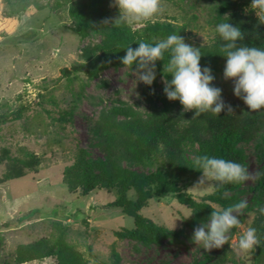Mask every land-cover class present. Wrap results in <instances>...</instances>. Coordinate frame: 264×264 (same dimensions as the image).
Masks as SVG:
<instances>
[{
	"label": "rangeland",
	"instance_id": "1",
	"mask_svg": "<svg viewBox=\"0 0 264 264\" xmlns=\"http://www.w3.org/2000/svg\"><path fill=\"white\" fill-rule=\"evenodd\" d=\"M52 1L41 0L44 7L32 11L23 23L16 15L0 27V113L21 105L26 108L19 119L0 125V152L8 149L16 156L34 153L41 158L37 171L0 184V264H16L20 244L58 234L93 264H250L251 252L238 253L230 246L249 228L252 214L247 208L238 216L241 224L230 230V242L205 251L192 242L195 227L187 225L192 216L184 219L192 213L191 209L172 194L152 199L142 213L170 229L179 218L174 229L184 228L185 233L178 239L169 237L146 245L115 234L124 226L133 227L134 220L122 208L109 205L116 197L114 191L97 189L85 196L69 192L62 182L63 170L73 162L77 149L87 148L94 157L103 156L101 148L91 143L104 112L129 106L147 118L164 109L165 100L174 111H185L179 100L166 97L165 76L161 74L156 75L151 86L136 83L132 69L126 66L109 67L95 77H90L85 69L64 75L62 69H72L76 63L87 67L86 52L100 56L102 50L98 46L103 36L90 30L86 35L78 34L73 29L76 22L69 5L53 8ZM217 1L162 0L165 11L152 20L186 24L182 37L187 44L210 42V11ZM111 2L108 0L109 6ZM0 7L4 13L13 11L5 0H0ZM212 75L215 79L211 86L222 89V98L246 105L234 95V82L224 79L223 70ZM262 141L264 131L246 146L249 157H255L251 150ZM7 163H0V178L6 173ZM254 168V163H250L249 171L254 173ZM200 177L186 188L197 200L214 190L211 181L193 188ZM252 183L245 181L243 200L249 201ZM225 249L232 253L226 263H220L218 256ZM115 255L119 256L118 261ZM54 262L55 258H47L22 264Z\"/></svg>",
	"mask_w": 264,
	"mask_h": 264
},
{
	"label": "trees",
	"instance_id": "2",
	"mask_svg": "<svg viewBox=\"0 0 264 264\" xmlns=\"http://www.w3.org/2000/svg\"><path fill=\"white\" fill-rule=\"evenodd\" d=\"M5 1L13 11L4 13L0 7V27L16 15L23 23L32 11L44 7L41 0ZM63 4L69 5V11L75 18L74 31L86 35L87 30H90L103 36L101 46H98L102 54L91 56L86 52L87 67L76 63L72 69L63 68L62 72L66 76L72 73L71 70L85 69L90 77H95L109 67L123 66L120 57L126 54L128 46L135 49L139 42L154 45L169 35L182 36L187 28L186 24L180 25L169 19L146 21L137 28L125 24H103L105 19H114L119 15L118 8L110 7L108 0H53L50 5L55 8ZM250 5L251 0H218L215 3L214 9L210 11V27L213 28L210 42L189 44L201 47L200 66L210 67L212 72L224 70L227 58L223 56L221 47L225 42L216 32V25L222 22L238 26L245 34L243 40L237 41L238 46L264 49V24L259 23ZM246 8L249 9L247 12L244 11ZM169 59L170 51H165L163 60L156 61L155 71L156 75H164L170 80L171 75L163 71ZM135 67L134 64L133 68ZM222 99L226 106H232L233 113L228 114L226 107L219 116L208 112L193 118L195 110L174 111L166 100L164 109L147 118L129 106L111 108L101 115L94 142L91 143L101 148L103 156L94 157L90 150L79 147L73 162L63 170L62 182L69 192H79L83 196L97 189L114 191L116 197L109 205L122 208L134 220L133 227L124 226L116 230L115 234L151 245L169 237L178 239L185 233L184 228L170 229L142 213L152 199L172 194L180 204L191 209L193 214L187 221L190 227H196L210 219L213 211L210 205L228 207L244 199L242 195L246 192L245 182L230 183L223 187H217L213 182L212 193L201 200L194 198L186 188L202 176L200 170L193 168L196 157L208 155L222 158L238 162L248 170L253 162L254 173L259 171L261 175L259 179L252 181L247 210L252 214L249 227L256 229L260 245L255 246L251 252L250 264H264V215L259 212V208L264 207V141L253 146V158L249 157L246 148L264 131V108L252 112L247 105ZM24 110L25 106L21 105L17 109L1 112L0 125L19 119ZM0 153V163L8 161L0 184L37 171L41 161L40 156L34 153L24 157L16 156L8 149ZM154 166L155 169H150ZM230 253L232 250H223L218 261L226 263ZM47 258H55V262L51 264H93L62 234L20 244L16 249V264ZM118 259L119 256L115 255V260ZM96 264L103 262L98 261Z\"/></svg>",
	"mask_w": 264,
	"mask_h": 264
},
{
	"label": "clouds",
	"instance_id": "3",
	"mask_svg": "<svg viewBox=\"0 0 264 264\" xmlns=\"http://www.w3.org/2000/svg\"><path fill=\"white\" fill-rule=\"evenodd\" d=\"M110 7H118L119 15L114 19H105L103 24L113 23L115 26L142 24L165 11L162 0H112ZM250 8L255 11L259 23L264 24V0H251ZM248 10L246 8L244 11ZM216 32L225 42L221 47L223 56L227 58L223 70L224 79L233 80L234 95L241 98L250 111L261 110L264 108V49L238 46L237 41L243 40L245 34L238 26L228 22L216 25ZM200 48L185 43L182 36L173 34L154 45L139 42L135 49L128 46L120 60L123 66L132 68L136 83L143 82L151 86L156 79V61L163 60L165 51H170V59L163 69L164 73L172 77L163 80V92L170 101L179 100L185 112L195 110L193 118L208 112L219 116L226 107L228 114L233 113L232 106H226L222 99V89L211 86L215 79L212 69L207 66L201 68ZM193 165L194 169L202 172L193 188L205 186L206 181L215 182L217 187L255 181L261 175L259 171L250 172L238 162L208 155L196 157ZM210 206L213 209L210 219L195 227L191 238L193 243L205 251L220 248L230 242V230L241 224L238 216L245 213L248 201L241 200L228 207ZM259 212L264 215V207H260ZM192 214H187L184 219L190 218ZM175 221L172 229L176 227ZM257 245H260V241L253 227L244 231L235 245L230 244L238 253L252 252Z\"/></svg>",
	"mask_w": 264,
	"mask_h": 264
}]
</instances>
